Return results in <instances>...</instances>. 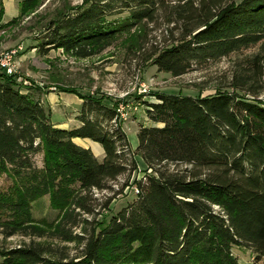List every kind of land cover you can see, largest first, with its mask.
I'll return each mask as SVG.
<instances>
[{
	"label": "trees",
	"instance_id": "trees-1",
	"mask_svg": "<svg viewBox=\"0 0 264 264\" xmlns=\"http://www.w3.org/2000/svg\"><path fill=\"white\" fill-rule=\"evenodd\" d=\"M172 0H84L48 22L39 48L89 59L146 23ZM45 0H24L12 25L35 13ZM181 3V4H180ZM173 23L181 34L153 53L159 72L181 77L253 47L264 40V0H177ZM0 7V30L4 24ZM217 91L198 97L158 95L147 105L155 126H141L133 152L117 110L103 98L82 96L80 126L58 128L41 99L23 91L13 76H0V235L30 238L29 244L0 247V264H240L234 247L251 250L264 264V55ZM244 71V72H243ZM254 99H247L237 92ZM100 144L105 159L74 139ZM43 156L41 168L34 157ZM141 157L151 175L132 184L136 201L98 231L93 191L131 178ZM113 189V188H111ZM49 196L58 212L53 226L39 225L33 204ZM110 200L105 204L108 208ZM82 234H74V229ZM59 239L81 247L73 258L58 256L33 239Z\"/></svg>",
	"mask_w": 264,
	"mask_h": 264
},
{
	"label": "rangeland",
	"instance_id": "rangeland-1",
	"mask_svg": "<svg viewBox=\"0 0 264 264\" xmlns=\"http://www.w3.org/2000/svg\"><path fill=\"white\" fill-rule=\"evenodd\" d=\"M22 1L24 0H0V7L3 6L5 10L2 20L4 27L0 30V56L9 51L17 52L14 81L23 91H29L41 99L46 110L51 113L53 124L59 123L65 128L78 124L76 115L83 102L82 96L103 98L110 107L126 114L125 120L118 121L133 152L138 147L139 128L153 126L146 111L148 104L158 102V95L198 97L214 94L216 90L232 93L234 90L225 89L224 86L231 82L234 74L242 73L249 57L264 55L263 40L219 61L194 66L181 77L159 72L152 63L153 53L165 48L181 34V24L170 21L174 19L172 10L177 5V0L169 1V7L158 13L155 22L131 29L112 47L97 56L77 59L65 55L61 50H51L43 55L39 46L48 22L81 6L84 0H45L35 13L8 25L19 17ZM3 73L0 70V76ZM259 84L264 87L263 80ZM237 93L247 99H254L244 92ZM258 98L264 100V91ZM135 158L138 170L130 179L121 177L109 182L110 189L93 191L94 214L84 216L92 222L87 230L90 231L97 224L98 231L108 226L113 217L136 201L135 185L125 184H132L152 173L147 170L141 157ZM34 161L41 168L42 154L36 155ZM10 185L8 177H0V191L7 190ZM108 200L110 203L105 208ZM32 212L41 226H53L57 222L58 212L52 209L49 196L35 202ZM82 232L80 228L73 231L74 234ZM31 241L30 238L20 236L5 239L0 235V247L3 248L19 247ZM33 241L50 246L58 256L66 255L70 258L76 257L82 249L77 244L59 239L34 238ZM232 252L240 264H252L255 261L252 251L244 247H234Z\"/></svg>",
	"mask_w": 264,
	"mask_h": 264
},
{
	"label": "built area",
	"instance_id": "built-area-1",
	"mask_svg": "<svg viewBox=\"0 0 264 264\" xmlns=\"http://www.w3.org/2000/svg\"><path fill=\"white\" fill-rule=\"evenodd\" d=\"M16 51H9L1 54L0 56V70L4 71L9 76H14L16 74ZM119 120L126 119V114L122 110H117ZM136 195L139 193V190L135 187Z\"/></svg>",
	"mask_w": 264,
	"mask_h": 264
},
{
	"label": "crops",
	"instance_id": "crops-1",
	"mask_svg": "<svg viewBox=\"0 0 264 264\" xmlns=\"http://www.w3.org/2000/svg\"><path fill=\"white\" fill-rule=\"evenodd\" d=\"M76 117H77V115H76ZM54 124L58 128H62V129H72V128H76V127L80 126L79 121H78V124L72 128H65V126L59 125V123H54ZM153 126H155V125L153 124ZM74 142L82 148L91 150L92 153L94 154V156L98 159V161L102 162L105 159V151L100 144L95 143L89 139H80V138L74 139Z\"/></svg>",
	"mask_w": 264,
	"mask_h": 264
}]
</instances>
